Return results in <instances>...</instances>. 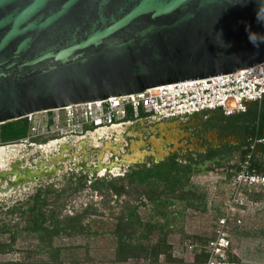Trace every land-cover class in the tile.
<instances>
[{
  "label": "water",
  "instance_id": "1",
  "mask_svg": "<svg viewBox=\"0 0 264 264\" xmlns=\"http://www.w3.org/2000/svg\"><path fill=\"white\" fill-rule=\"evenodd\" d=\"M262 61L264 0H0V123Z\"/></svg>",
  "mask_w": 264,
  "mask_h": 264
},
{
  "label": "trees",
  "instance_id": "2",
  "mask_svg": "<svg viewBox=\"0 0 264 264\" xmlns=\"http://www.w3.org/2000/svg\"><path fill=\"white\" fill-rule=\"evenodd\" d=\"M212 116L210 125L218 126L221 132L239 137L235 145L224 143L222 148H207L201 160L211 162L207 169L224 165L222 158L228 157L232 151L238 152V160L234 164L226 165L233 168L227 174L245 171L247 174L264 175L261 171L260 156L264 153V102L249 104L245 111L224 115L220 110H203ZM141 115L142 108L138 109ZM195 114V113H194ZM133 112L126 106L123 118H131ZM30 122L27 116L0 123V142L7 143L24 139L30 134ZM199 156V155H198ZM187 154L183 159L170 155L158 163L140 166L126 172L117 179H102L94 182V186L104 193L105 201L111 194L125 195L118 211H109L114 225L108 231L92 230L93 218L98 214L92 204H87L81 210L73 213L63 212V203L50 201L48 193L51 190L36 191L27 200L6 208L8 214L19 213V219L8 220L0 218V254L7 253L15 247V240L24 234L33 238V246L25 248L20 259L7 260L1 264H137L128 262L129 259H148V264H159V256L163 255V264H203L207 257L205 248L194 249L193 259L184 263L183 259L171 254V245L165 238V233L174 219L170 205L173 200L184 202V208L205 212L207 198L205 190H198L190 181L191 175L198 170L200 158ZM106 189V191H105ZM243 191L246 189L242 187ZM62 192V191H60ZM58 192V193H60ZM143 198L150 203L153 213L142 220L137 210L138 204H145ZM217 208L215 218L221 215ZM103 214V211H99ZM161 219V220H159ZM157 230V238L151 242V233ZM264 232V228H263ZM97 233L108 235L114 240L113 255L108 258H97L87 252V240L95 238ZM83 236L85 254L67 256L63 252L67 245L56 243V238ZM34 254L41 256L34 257ZM43 255V256H42ZM229 259L237 260L229 255ZM146 264V263H138Z\"/></svg>",
  "mask_w": 264,
  "mask_h": 264
},
{
  "label": "rangeland",
  "instance_id": "3",
  "mask_svg": "<svg viewBox=\"0 0 264 264\" xmlns=\"http://www.w3.org/2000/svg\"><path fill=\"white\" fill-rule=\"evenodd\" d=\"M133 115L135 116L136 114ZM208 118L211 119L212 116L207 114L203 117L204 121H207ZM27 119L31 125L29 136L12 144L13 146L4 148L3 152H5L6 158L3 163V158L0 157V171L11 170L10 163L15 160H18L15 167L21 173H25L26 170L36 169L38 162L43 160L47 161V158L57 151V146L55 145L47 150L43 147L38 148V142H42L44 139L53 136H70L72 132L65 124L63 110L53 109L50 111L36 112L28 115ZM128 125L141 127L145 124L139 121H133L132 123H126L123 127L128 128ZM207 129L206 132H203L204 138L208 140L209 144H213L217 140L216 137L220 136L217 132L219 128L215 126L207 127ZM87 135L66 137L67 141L63 142L65 141L63 140L59 145L66 143L69 150L77 148L79 146L78 140L82 137L81 140L85 141L84 147L87 150L100 145L101 139L95 140L91 133H87ZM221 135L223 136V134ZM180 138V142L182 143L184 140H187L183 136ZM31 140H35L36 143L30 145ZM125 143L126 141L122 140L121 150L126 149ZM65 154L68 155L66 156V160L56 162V171L50 177L37 178L30 176L26 179L17 180L16 170H11L12 172L5 174L4 179L0 180V218L7 217L11 221L18 220L19 213L14 211L12 214H8L6 207L17 200L26 198L35 190L38 183L44 185L53 181L54 186L61 187L70 180L68 179L70 171L78 170L77 165H73V163L79 164V161L85 162L86 165H92L94 163L93 154H80L76 156H71L68 152ZM113 157L111 153H106L101 159V162H107ZM227 158L224 157L221 160L224 165L216 166L213 169H207V166L211 162H202L198 166V170L190 177L191 183L198 190L206 191L207 210L205 212L184 208V202L177 199H174L173 204L170 205L169 210L175 217L165 233V238L171 245L172 256L183 259L184 263H188L193 259L194 249H202L208 239L213 236L214 229L216 228L215 216L217 208H219L222 212L226 210L231 214V218L228 220L227 237L229 239L228 252L237 259L233 261L236 264H264V183L260 182L259 179L256 182L249 183L246 176H243L241 172L228 175L227 172L233 171V168H227L226 165L237 162L238 152H232L229 160H226ZM53 166L46 165L43 169L48 170ZM117 171L113 172V174L116 175ZM242 187L246 189V192L243 191ZM53 195L50 193L49 199H52ZM61 200L64 202V213H72L74 209H79L84 204L92 202L98 205L99 208L104 209L103 199H99V196L90 190L83 189L74 191L73 189H68L61 194ZM110 203L118 209L117 206L119 205L116 204L115 200H110ZM138 211L144 219L149 213H152L151 205L146 202L145 205L138 206ZM105 212L104 215L100 216L92 215V230L108 231L113 227L114 221L110 218L106 209ZM157 236L158 231L154 230L150 236L151 242ZM3 237L5 236H0V238ZM85 242L86 239L78 235L56 238V243L69 245L68 248L63 250L67 256L78 255L82 257L85 254ZM87 242V252L89 255L97 258H108L113 255L115 244L114 240L109 238L108 235L97 233L95 238L90 237ZM33 244V238L30 236L24 234L18 236L15 240L13 250L0 254V262L20 259L25 252V248H31ZM189 245L192 248H189ZM36 256L41 255L34 254V257ZM147 260L142 258L129 259L128 262L137 264L143 262L148 264ZM158 262L159 264L164 263L163 255L159 256Z\"/></svg>",
  "mask_w": 264,
  "mask_h": 264
},
{
  "label": "flooded vegetation",
  "instance_id": "4",
  "mask_svg": "<svg viewBox=\"0 0 264 264\" xmlns=\"http://www.w3.org/2000/svg\"><path fill=\"white\" fill-rule=\"evenodd\" d=\"M263 102H264V99H263ZM211 113H214V111H212ZM207 114L209 113L198 112V113H195L189 116H182V117H177V118H172V119H160L152 114H147L145 112L141 115L137 113L135 116L132 115L131 118H121L119 120H115L107 124H100V125H95V126L94 125H83L79 129L72 131L70 133V136L61 135V136H53V137L46 138L42 142H38V145H37L38 148L53 140L57 141L65 137L64 139L65 141L63 142H66L67 141L66 137H71V136L79 137L83 135L86 136L87 133H91V135L93 136L95 140L101 139V142L98 147L96 148L92 147L91 149L87 150L84 147L85 141L81 140L83 138L82 137L78 140L79 146L77 148H73L69 150L66 143L64 144L62 143L63 145L60 144L59 146V143L61 142L58 141L57 142L58 144L55 145L57 146L56 153H54L52 156H49L47 158V161L38 162L37 169L26 170L25 174L21 173L18 169L15 168L18 160L12 161L10 163V169L11 170L15 169L16 179L22 180L30 176L32 177L34 176L37 178L53 176L56 171V167H55L56 162H59V161L62 162L66 160V156H68L67 154H65L66 152H68L69 155L71 156H76L80 154H83V155L93 154V157H94V163L92 165H86V163L83 161H79L80 162L79 164L73 163V165L75 164L77 165L78 170L70 171L69 178H68L70 180H68L65 183V185L61 187H56L54 186L53 181H51L50 183H46L44 185L38 183L35 190L30 195H28L24 199L15 201L14 203L8 205L6 208L14 204L17 205L18 203L23 202L24 200H27L31 195H33L38 190L40 191L51 190V192L48 193V198H49L50 193L54 195H53V198L49 200L54 201V202L57 201L59 203H63L62 207H64V202L61 200V194L66 192L68 189H73L74 191L83 190V189L90 190L94 192L96 195H98L99 199H103L105 197L104 193H101L98 190V188L94 186V182H96L97 180H102V179L110 180V179H117L119 177H123L125 173L130 171L131 169H135L143 165L149 166L152 163H158L159 161L165 159L166 157L170 155H176L178 159H183V157L187 154H191L192 156L199 155L198 158H200L201 156L204 155L207 148L209 147H215V148L220 149L222 148V145L226 142L231 143L233 145L239 142V137L226 134L224 132H221L218 129L217 132H218V135L220 136L216 137L217 140L214 141L213 144H209L208 140L204 138L205 136L203 135V132H206L208 130L207 127H215V126L210 125V121L213 118L211 119L208 118L207 121H204L203 117ZM133 121H139L145 125L141 127H134L132 125L130 126L128 125L129 126L128 128L123 127L126 123H132ZM98 129L103 130V133L101 135L98 134L97 132ZM262 131H263V138H264V127ZM173 132L176 133L178 136L173 137ZM221 134H223V136ZM181 136L187 139L186 141L184 140L183 143L180 142ZM19 140L7 142V143L0 142V147L11 146L12 144H15L16 142H18ZM122 140L126 141L125 150L120 149ZM30 142H31L30 145H32L33 143L34 144L36 143L35 140H31ZM107 142L109 143V147L103 151L102 156L99 158L100 149L104 147ZM137 142H141V144H139L137 151H133L131 149V145L132 143H137ZM62 146L65 148V151L62 153V155H60V157L57 158L56 160L50 161L51 158L59 155ZM143 150H145L146 153L143 154L142 153ZM136 152H138V155L140 154V157L138 159L130 161V162H128L127 160H124L123 154L124 155L131 154V153L134 154ZM106 153H109V154L111 153V155L114 157L108 160L107 162H101V159L103 158V156H105ZM260 159H261L260 169L262 172H264V153L261 154ZM204 161L205 160H201L200 158L199 163L201 164ZM42 162H45L46 164L41 166L40 164ZM46 165H54V166L50 167V169L48 170H44L43 167ZM8 170L0 171V180L4 179L5 174H8L11 172V170L10 171ZM17 170L24 177L19 176ZM116 170H118L117 174L114 175L113 172H115ZM1 172H4V174H1ZM259 174H256V175H259ZM124 198H125L124 194H121L119 196L111 194V198L109 200L107 201H105L104 199L102 200V202H104L103 203L104 209L99 208L98 205L92 202V203L84 204L79 209H74V210L72 209V210L73 212L77 210L79 211L85 206H87V204H92L94 205V207H97L96 211L98 214L96 215L94 214L95 216L104 215V213H106L105 209L108 212V214H110L109 211H114V212L118 211ZM110 200L116 201V204L119 205L117 206L118 209L116 208L115 205H112V203H110ZM143 200L145 201V204H146L147 202L146 198H143ZM145 204H138V206L145 205ZM138 206H137V210H138ZM99 211H103V214H99ZM66 213H69V212H66ZM152 213H153V210H152ZM150 214L151 213H149L148 215ZM146 217L144 219L141 217V219L145 220Z\"/></svg>",
  "mask_w": 264,
  "mask_h": 264
},
{
  "label": "built area",
  "instance_id": "5",
  "mask_svg": "<svg viewBox=\"0 0 264 264\" xmlns=\"http://www.w3.org/2000/svg\"><path fill=\"white\" fill-rule=\"evenodd\" d=\"M262 99L264 61L228 73L160 84L137 93L66 105L54 110H63L66 126L75 131L83 125L95 126L119 120L125 115L126 106L133 114L142 108L145 113L157 118L172 119L203 110H220L224 115L243 112L250 103H260ZM240 172L249 183L258 179L264 183V175ZM230 218V212L224 210L215 219L214 234L204 245L207 257L203 264H236L229 259L228 252ZM189 248H192L191 245Z\"/></svg>",
  "mask_w": 264,
  "mask_h": 264
},
{
  "label": "bare ground",
  "instance_id": "6",
  "mask_svg": "<svg viewBox=\"0 0 264 264\" xmlns=\"http://www.w3.org/2000/svg\"><path fill=\"white\" fill-rule=\"evenodd\" d=\"M98 134L99 135H101L102 133H103V130L102 129H98ZM178 135L176 134V133H174L173 132V137H177ZM65 139V137L64 138H61V139H59V140H57V141H55V140H53V141H50V142H48V143H46V144H44V145H42L41 147H43V148H45L46 150L48 149V148H51V146H53V145H57L58 143V141L59 142H62L63 140ZM139 144H141V142H137V143H132V145H131V149L133 150V151H137V149H138V147H139ZM11 146H13V145H11ZM60 146V145H59ZM10 147V146H9ZM8 147V148H9ZM15 147V146H14ZM16 147H17V145H16ZM40 147V148H41ZM109 147V143L107 142L106 143V145L104 146V147H102L101 149H100V154H99V158L102 156V154H103V151L106 149V148H108ZM4 148L5 147H0V157L1 158H3V160H2V162L4 163L5 162V158H6V155H5V152H3L4 151ZM17 151V150H16ZM65 151V148L62 146L61 147V151H60V153H59V155L58 156H55V157H53V158H51L50 159V161H54V160H56L57 158H59L60 157V155H62V153ZM48 152V151H47ZM142 153L144 154V153H146V151L145 150H143L142 151ZM160 153V152H159ZM140 157V154L138 155V152H136V153H134V154H123V158H124V160H127L128 162H130V161H133V160H136V159H138ZM44 161V160H43ZM44 164H46L45 162H42L40 165L42 166V165H44ZM16 168V167H15ZM37 169V168H36ZM15 170V169H14ZM19 170V169H18ZM17 170V171H18ZM8 171H10V170H8ZM34 171V170H33ZM12 172V171H11ZM1 174H4V172H1ZM18 174H19V176H23L19 171H18ZM25 174V173H24ZM27 174V173H26ZM24 177V176H23Z\"/></svg>",
  "mask_w": 264,
  "mask_h": 264
},
{
  "label": "clouds",
  "instance_id": "7",
  "mask_svg": "<svg viewBox=\"0 0 264 264\" xmlns=\"http://www.w3.org/2000/svg\"><path fill=\"white\" fill-rule=\"evenodd\" d=\"M257 18H258V20H259V17H257ZM249 39H250V41H251L254 45L258 46V44H257L255 41H253V40L251 39V33L249 34Z\"/></svg>",
  "mask_w": 264,
  "mask_h": 264
},
{
  "label": "crops",
  "instance_id": "8",
  "mask_svg": "<svg viewBox=\"0 0 264 264\" xmlns=\"http://www.w3.org/2000/svg\"><path fill=\"white\" fill-rule=\"evenodd\" d=\"M250 104H252V103H250ZM257 104H258V103H257ZM210 111L212 112V111H214V110H210Z\"/></svg>",
  "mask_w": 264,
  "mask_h": 264
}]
</instances>
